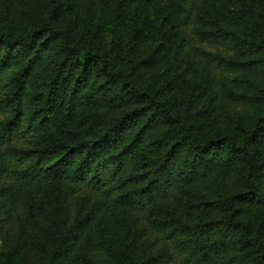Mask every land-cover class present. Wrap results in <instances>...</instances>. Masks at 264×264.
Returning a JSON list of instances; mask_svg holds the SVG:
<instances>
[{"label": "trees", "instance_id": "16d2710c", "mask_svg": "<svg viewBox=\"0 0 264 264\" xmlns=\"http://www.w3.org/2000/svg\"><path fill=\"white\" fill-rule=\"evenodd\" d=\"M0 241L264 264V0H0Z\"/></svg>", "mask_w": 264, "mask_h": 264}, {"label": "rangeland", "instance_id": "374dc122", "mask_svg": "<svg viewBox=\"0 0 264 264\" xmlns=\"http://www.w3.org/2000/svg\"><path fill=\"white\" fill-rule=\"evenodd\" d=\"M232 99H228L227 101H229V103H230V101H231ZM229 108V106L227 107V109ZM223 113H225L226 115H224V116H222L221 117V120L222 121H228V115H229V111H225V109H224V112ZM223 113H221V114H223ZM0 245H1V241H0Z\"/></svg>", "mask_w": 264, "mask_h": 264}]
</instances>
